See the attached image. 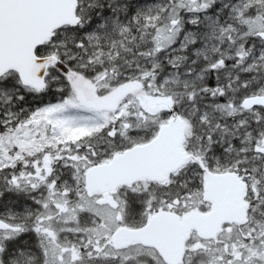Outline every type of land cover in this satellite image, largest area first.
<instances>
[{
    "label": "snow or ice",
    "instance_id": "obj_1",
    "mask_svg": "<svg viewBox=\"0 0 264 264\" xmlns=\"http://www.w3.org/2000/svg\"><path fill=\"white\" fill-rule=\"evenodd\" d=\"M0 264H264V0H0Z\"/></svg>",
    "mask_w": 264,
    "mask_h": 264
}]
</instances>
